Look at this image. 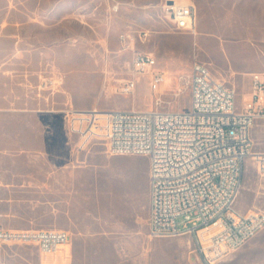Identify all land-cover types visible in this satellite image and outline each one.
I'll return each mask as SVG.
<instances>
[{"label": "rangeland", "instance_id": "rangeland-1", "mask_svg": "<svg viewBox=\"0 0 264 264\" xmlns=\"http://www.w3.org/2000/svg\"><path fill=\"white\" fill-rule=\"evenodd\" d=\"M166 1L0 0V37L12 35L24 41L25 49L37 51L39 69L26 74L25 78L27 84H39L41 98L52 96L53 78L56 84L63 81L55 91L61 94L57 99L64 102L62 90L65 84H72L73 94L85 107H92L89 109L189 111L191 67L194 62H202L209 66L217 80L236 89L237 106L241 109L251 93L252 74L264 73V0H178L196 5L197 34L177 30L171 20L163 16ZM64 2L67 3L57 9L56 19L60 22H54L52 11ZM116 4L120 5L118 11L113 10ZM88 13L91 17L85 15ZM66 14L70 16L61 19ZM144 31L149 33L145 41L122 37ZM138 52L156 55L158 68L165 74L166 81L154 89L151 77L141 75L136 79L135 92L126 95L121 87L133 76L131 66ZM248 71L254 72L243 74ZM2 75L0 72V84L6 79ZM52 124L51 145L45 148L50 152L28 154L29 158L39 159L40 155L42 159L59 163L92 165L96 159L92 152H102L97 158L101 167L97 176L104 179L113 176L126 182V192L131 190V178L135 176L131 169L149 166V158L144 155H110L100 139L80 148L78 136L68 134L61 118L52 116ZM256 126L254 150L264 151V122L259 121ZM147 187L150 189V182ZM236 207L242 211H264V177L257 173L252 158L247 160L244 186ZM43 208L39 204L35 206V202L28 204L26 210L22 208L21 213L25 211L27 215L16 220L18 226L50 228L51 219L43 215ZM129 208L150 216V204ZM147 227L145 221L144 238L140 243L116 250L115 257L128 260L130 264H201L193 253L191 237L151 239ZM46 257L48 255L41 254L34 245L0 246L1 264H40ZM215 264H264V230L226 260L215 261Z\"/></svg>", "mask_w": 264, "mask_h": 264}, {"label": "built area", "instance_id": "built-area-1", "mask_svg": "<svg viewBox=\"0 0 264 264\" xmlns=\"http://www.w3.org/2000/svg\"><path fill=\"white\" fill-rule=\"evenodd\" d=\"M119 4L113 6L118 11ZM165 18L179 31L196 32L197 7L193 2L167 0ZM147 31L125 34L145 41ZM132 77L121 92L130 95L141 75L151 77L154 89L165 84L153 52L135 54ZM52 78V93L63 81ZM189 111L62 110L69 135L84 148L94 139L105 142L113 156L149 158L151 238H192L193 253L201 264H215L244 247L264 230V211H242L236 201L244 186L247 160L264 177V151H255L253 128L264 122V73L252 74L251 93L238 109L233 86L217 80L208 65L194 62L190 77ZM192 225V226H190ZM70 241L61 230H2V244L34 245L54 254Z\"/></svg>", "mask_w": 264, "mask_h": 264}, {"label": "crops", "instance_id": "crops-1", "mask_svg": "<svg viewBox=\"0 0 264 264\" xmlns=\"http://www.w3.org/2000/svg\"><path fill=\"white\" fill-rule=\"evenodd\" d=\"M66 3L54 7V22H60L56 19L57 9ZM69 16L66 14L61 19ZM23 43L12 35L0 37V72L6 78L0 84V229L68 232L70 241L54 254H46L48 257L41 259L40 264H130L115 255L116 250L140 243L144 238L145 221L151 238L149 215L129 208L143 204L149 207V166L131 169L135 176L131 178V190L126 192V182L113 176L106 179L97 176L101 168L97 158L102 152H92L96 158L92 165L59 163L42 159L40 155L39 159L29 158L28 154L50 152L45 148L52 141V116L61 118L65 128L64 105L79 109L92 107H85L73 94L72 84H65L62 90L64 102L57 99L59 92L41 98L39 84H27L26 80V74L39 69L38 54L35 49H25ZM255 128L257 126L253 131ZM128 201L131 202L129 207L126 206ZM34 202L35 206L44 207L42 213L51 219L50 228L18 226L16 220L27 215L25 211L21 213V209Z\"/></svg>", "mask_w": 264, "mask_h": 264}, {"label": "bare ground", "instance_id": "bare-ground-1", "mask_svg": "<svg viewBox=\"0 0 264 264\" xmlns=\"http://www.w3.org/2000/svg\"><path fill=\"white\" fill-rule=\"evenodd\" d=\"M178 1V0H177ZM184 1V0H183ZM196 26H197V21H196ZM194 34H197V29H196V32ZM237 202V201H236Z\"/></svg>", "mask_w": 264, "mask_h": 264}]
</instances>
